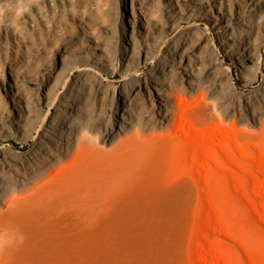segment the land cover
<instances>
[{"label":"bare ground","instance_id":"obj_1","mask_svg":"<svg viewBox=\"0 0 264 264\" xmlns=\"http://www.w3.org/2000/svg\"><path fill=\"white\" fill-rule=\"evenodd\" d=\"M0 8V244L18 215L39 219L50 200L94 206L170 151L189 168L187 147L209 154L200 133L220 162L241 164L244 138L264 144V0Z\"/></svg>","mask_w":264,"mask_h":264},{"label":"rangeland","instance_id":"obj_2","mask_svg":"<svg viewBox=\"0 0 264 264\" xmlns=\"http://www.w3.org/2000/svg\"><path fill=\"white\" fill-rule=\"evenodd\" d=\"M195 142L209 154L187 147L189 168L170 151L154 174L94 206L50 200L39 219L18 215L0 264H264V144L234 145L237 164L216 161L223 151L207 135Z\"/></svg>","mask_w":264,"mask_h":264},{"label":"clouds","instance_id":"obj_3","mask_svg":"<svg viewBox=\"0 0 264 264\" xmlns=\"http://www.w3.org/2000/svg\"><path fill=\"white\" fill-rule=\"evenodd\" d=\"M34 2H37V0H28V3L31 4V3H34ZM29 10V8L27 6L25 7H18L16 10H15V20L13 21L12 25L10 26H16V22H18L19 18ZM4 15V9L3 8H0V25H2L4 23L2 17Z\"/></svg>","mask_w":264,"mask_h":264}]
</instances>
